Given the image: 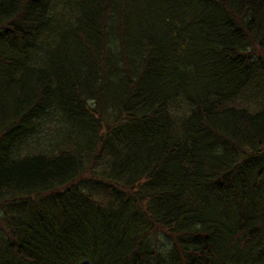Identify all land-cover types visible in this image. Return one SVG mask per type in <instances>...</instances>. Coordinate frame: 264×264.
<instances>
[{"label": "trees", "instance_id": "16d2710c", "mask_svg": "<svg viewBox=\"0 0 264 264\" xmlns=\"http://www.w3.org/2000/svg\"><path fill=\"white\" fill-rule=\"evenodd\" d=\"M0 264H264V0H0Z\"/></svg>", "mask_w": 264, "mask_h": 264}, {"label": "rangeland", "instance_id": "374dc122", "mask_svg": "<svg viewBox=\"0 0 264 264\" xmlns=\"http://www.w3.org/2000/svg\"><path fill=\"white\" fill-rule=\"evenodd\" d=\"M251 93V92H250ZM55 121L54 122H50L49 120H47V123L43 126V130L41 131L40 133V136H39V141L41 143H46L47 145L46 146H49L51 147L52 144H54V140H55V133L58 132V127L59 126H55L54 125ZM37 142V141H36ZM51 145V146H50ZM159 240H160V247H161V250H166V248L168 247V245L166 246L167 244V237L166 236H160L159 237Z\"/></svg>", "mask_w": 264, "mask_h": 264}]
</instances>
